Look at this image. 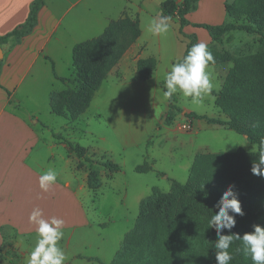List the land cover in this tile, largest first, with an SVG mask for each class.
Here are the masks:
<instances>
[{"label":"trees","instance_id":"trees-1","mask_svg":"<svg viewBox=\"0 0 264 264\" xmlns=\"http://www.w3.org/2000/svg\"><path fill=\"white\" fill-rule=\"evenodd\" d=\"M198 1L182 0L179 3L178 0H164L161 4L160 16H177L180 33L189 39L184 56L193 44L200 42L196 34H185L183 31L184 26L190 23L187 15L196 9ZM43 3L44 0H33L26 21L0 36V44L10 38L20 40L30 34L37 25ZM225 11L229 20L222 24L195 23L194 26L206 29L211 40L221 45L224 44V35L232 31L257 34L259 49L241 53L208 45L215 59L212 65L232 63L221 89L215 92L216 105L226 119L194 111L188 116L206 119L208 123L244 134L258 149L248 151L241 147L234 152L197 153L186 182L173 179L169 191L153 187L152 193L141 200L134 227L125 234L120 249L107 264H216L215 229H210L208 221L217 211L215 203L230 184H235L245 213L237 215V224L232 231L242 236L251 231L253 224L264 223V178L250 171L252 161L261 150L260 142L264 139V0H233L225 4ZM140 35L139 18L126 15L112 20L99 36L75 44L72 54L74 78L58 76L53 65L57 79L65 83L74 82L75 86L51 91V112L70 120L85 113L103 81ZM157 64L154 56L138 59L136 69L139 79H151ZM164 82L165 79L160 84L166 91ZM168 100L164 122L170 125L183 109L178 105L176 94ZM53 135L66 143L70 154L83 158L90 166L99 163L112 173L121 170L119 164L109 159L96 161L90 158L85 146L70 140L63 133L54 132ZM82 166L80 161L77 168L82 169ZM152 169L147 162L136 167L138 172ZM87 186L94 191L102 186L97 168L89 169ZM230 252L233 255L230 264H252L243 251L241 241H234ZM5 255H11V251Z\"/></svg>","mask_w":264,"mask_h":264},{"label":"rangeland","instance_id":"rangeland-1","mask_svg":"<svg viewBox=\"0 0 264 264\" xmlns=\"http://www.w3.org/2000/svg\"><path fill=\"white\" fill-rule=\"evenodd\" d=\"M174 18L178 19L177 16L171 17L172 20ZM187 18L190 23L184 26L185 31L194 32L200 42H206L211 38L206 29L194 26L195 23L222 24L229 20L224 7H196ZM171 28L173 30L175 27L171 25ZM148 29L149 27L145 31L146 36L150 33ZM174 38V30L167 33L169 41ZM209 45L217 49L251 53L259 49V35L232 31L224 35L223 45L213 41ZM172 58V55L164 58L157 66L152 80L147 82L149 83L147 88L159 92L163 99L167 97L160 83L170 70ZM231 66L232 63L211 65L213 87L200 99L194 101L191 97L177 93L178 105L185 112L177 115L170 125L161 123L162 129H160L161 125H158V128L146 132L128 134L135 124L140 125L137 119L140 118V113L131 111L123 104L118 105L123 119L116 120L111 125L117 105L108 97L113 93L119 94V87L116 85L111 88L106 87L109 84L119 83L121 77L115 74L109 76L108 83L104 82L96 92L90 107L77 119L70 120L52 112L42 113L41 118L48 122L50 128L85 146L90 158L96 161L109 159L121 166L120 171L112 173L99 163L90 166L83 158L70 154L69 150L63 151L64 160L57 158L54 170L64 174L66 180L71 182L72 190L76 189V191L73 193L64 184H57L48 198H37V207L43 210L44 218L50 219L55 216L65 221L63 227L65 235L60 245L67 255L66 264H100L96 261L90 262L84 256L98 254L97 239L102 236L106 238L103 263L111 262L120 249L125 234L136 223L141 200L152 193L153 187H159L167 192L171 189L173 179L186 182L197 153L234 152L241 147L248 151L258 149V146L250 142L244 134H239L226 126L208 123L206 119H192L188 116L189 112L194 111L212 118L226 119L216 105L215 92L221 89ZM63 73L74 78L75 69L74 67L72 71L66 69ZM117 75L126 77L127 86L139 78L135 67H128L125 71L117 72ZM55 83V86L51 87L53 90L75 86L74 82L65 84L56 80ZM127 86L123 91L124 95L141 92L137 87L140 86L139 84ZM43 90L39 89L38 96ZM44 97L45 95L42 96ZM127 106H131L130 102ZM124 108L125 112L131 113L135 120L124 114ZM80 161L83 162L82 169L77 168ZM145 162L151 164L153 169L138 172L136 167ZM90 168H97L100 172L102 186L97 191L89 189L87 185L85 188L79 187L82 181L86 184V172ZM8 234L11 246L9 256L12 262L9 264H26V257L35 246L37 234L27 236L21 229H10Z\"/></svg>","mask_w":264,"mask_h":264},{"label":"crops","instance_id":"crops-1","mask_svg":"<svg viewBox=\"0 0 264 264\" xmlns=\"http://www.w3.org/2000/svg\"><path fill=\"white\" fill-rule=\"evenodd\" d=\"M32 1L0 0V36L26 21ZM163 1L44 0L37 25L32 32L20 40L10 38L6 43L0 44L4 52L0 59V264L10 263V257L5 255L11 248L8 234L10 229H21L27 236L37 234L36 225L29 221L31 212L37 208V198H48L57 184H64L73 193L76 191L72 190L73 186L64 174L58 171L57 182L49 192H42L39 186L41 173L49 168L54 170L57 158L64 160L63 151L68 150L66 143L53 135L60 131L50 128L41 115L43 112L51 114V87L59 80L54 74L53 65L58 76L68 77L63 72L66 69L72 71L74 67L72 54L75 44L99 36L112 20L126 15L138 17L140 37L112 69L101 87L112 74L121 77L119 83L106 87H119V94L113 93L108 97L117 105L111 125L114 121L123 119L118 106L122 104L131 111L140 113V118H137L140 125L135 124L128 134L146 132L158 128L164 122L169 100L168 97L163 99L156 90L147 88V82L152 78L146 81L135 79L128 86L139 84L137 87L141 92L124 95L123 91L127 89L126 77L117 75V72L125 71L128 67L136 68L140 58L154 56L158 66L168 55L173 56L172 63L184 56L189 39L180 33L179 19H171V25L175 27V38L172 41L167 39V33L173 31L172 28L162 35L150 32L146 36V28L153 18L160 16ZM181 1L178 0L179 3ZM231 1L233 0H199L197 8H225V4ZM183 31L185 34H194L185 29ZM211 41L206 40L205 43L209 45ZM41 88L44 89L43 93L38 96ZM129 102L131 106H127ZM123 112L134 119L131 113L125 112V108ZM162 127L163 125L160 129ZM87 174L86 184L82 181L80 188L87 185ZM163 176L166 177L165 173ZM97 245V255L84 257L90 262L102 264V256L106 253V238H98Z\"/></svg>","mask_w":264,"mask_h":264},{"label":"clouds","instance_id":"clouds-1","mask_svg":"<svg viewBox=\"0 0 264 264\" xmlns=\"http://www.w3.org/2000/svg\"><path fill=\"white\" fill-rule=\"evenodd\" d=\"M171 28L170 16L153 18L149 31L153 35H162ZM215 63L214 56L205 42L193 44L182 60L171 64L165 77L164 95L172 97L182 93L194 101L211 91V65ZM261 150L258 157L251 163V173L264 178V139L261 140ZM58 173L49 168L39 176V186L47 193L55 185ZM235 184H230L214 205L215 214L208 221L210 229H215L214 243L216 264H230L233 255L230 248L234 241H241L243 251L249 256L252 264H264V223H255L251 231L242 236L232 230L237 224V215H245ZM30 223L36 225L37 239L34 248L26 257V264H66L67 255L61 247L65 233V221L55 216L44 218L43 210L34 208L29 216Z\"/></svg>","mask_w":264,"mask_h":264},{"label":"water","instance_id":"water-1","mask_svg":"<svg viewBox=\"0 0 264 264\" xmlns=\"http://www.w3.org/2000/svg\"><path fill=\"white\" fill-rule=\"evenodd\" d=\"M3 55H4L3 48H2L1 45H0V59L3 58Z\"/></svg>","mask_w":264,"mask_h":264}]
</instances>
